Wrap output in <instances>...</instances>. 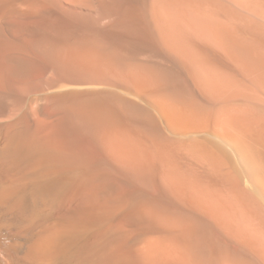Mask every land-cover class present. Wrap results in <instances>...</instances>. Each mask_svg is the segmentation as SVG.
Returning a JSON list of instances; mask_svg holds the SVG:
<instances>
[{"label":"bare ground","instance_id":"6f19581e","mask_svg":"<svg viewBox=\"0 0 264 264\" xmlns=\"http://www.w3.org/2000/svg\"><path fill=\"white\" fill-rule=\"evenodd\" d=\"M0 264H264V0H0Z\"/></svg>","mask_w":264,"mask_h":264}]
</instances>
